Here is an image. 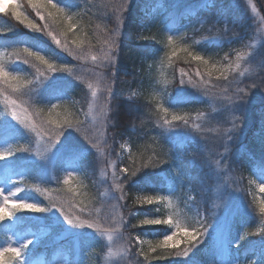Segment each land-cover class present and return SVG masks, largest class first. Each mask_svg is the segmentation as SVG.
Returning <instances> with one entry per match:
<instances>
[{"label":"trees","instance_id":"trees-1","mask_svg":"<svg viewBox=\"0 0 264 264\" xmlns=\"http://www.w3.org/2000/svg\"><path fill=\"white\" fill-rule=\"evenodd\" d=\"M53 2L66 10V15L70 16L75 24L73 31L85 40L84 50L87 54L84 59L77 60L70 56L43 32L25 28L11 15L10 6L8 14L0 13V49L4 52L1 60L10 72L20 73L26 80L33 81V84L21 86L15 91L7 85L0 86L4 88V93L0 95V141H6L9 150L27 148L0 160V180L22 183L23 194L30 198H40L41 207L49 208V203L56 198L59 202L68 201L67 206H71L72 211L81 212L96 199L99 159L94 150L86 155L80 152L84 145L92 147L99 143L110 158L115 160L119 174L117 183H122V190L119 189V192L124 196L121 199V207L123 206L129 219L127 222L130 229L161 234L170 226L163 224L142 226L132 214L137 211L141 214L156 212L154 206L138 203V193L142 189L167 190L171 184H181L180 178L173 172L174 167L178 166L185 176L186 185L190 187V204L194 209H198L200 216L202 213L205 214L201 222L208 226V231L198 244L192 246L181 244L179 248L158 249L156 253H151L150 248L136 241L130 246V264H264V256L260 260H254V256L264 249V214L259 211L260 204L252 198L244 183L247 182L249 175L264 174V87L261 86L264 85V44L258 47L243 75H240V69L237 71L235 68L234 53L230 54V46L233 44H244V51L252 46L256 29L255 20L246 3L239 0L173 2L176 4L172 5L168 20L175 27L184 25L190 19L195 21V26L189 32L193 39L188 46L189 50L197 53L196 49L201 47L203 52L201 55L209 59L210 63H218V55L221 57L228 53L231 57L230 63L233 65L232 70L226 74L227 80L217 79L216 75L210 78L205 75L209 83L204 85L201 82L198 87H193L188 83V79L191 77L193 81L199 80L195 73L198 69L203 72V65L190 58L185 62L183 59L185 53L178 52L170 62L168 60L163 70L160 71L157 67L155 57L166 43L164 23L167 24V21H157L147 31L143 28L153 6L158 2L170 3L169 0H53ZM255 2L264 17V0ZM121 4L124 6L123 10L120 8ZM21 8L30 19L43 26L45 21L36 16L35 10L28 5L27 0H21ZM67 23L65 20V24ZM71 39L72 34L69 33V42ZM113 39L117 44L114 49L115 56L109 63L102 58L108 51L105 41ZM23 47L41 52L57 64L72 66L75 74L58 71L47 84L38 85L42 77L37 79L35 68L23 61L15 60L12 55L15 49ZM93 55L100 59L93 61L91 58ZM89 62L100 65L98 69L104 74L102 79L98 80L105 90L107 110L106 126L101 139L93 138L91 129H81L86 123L84 111L90 97L88 84L92 81L90 66L87 64ZM79 64L84 66V71L80 70ZM181 68L186 73L185 84L179 83ZM77 76L80 79H77ZM159 83L166 85L167 92L163 97L158 96L154 87V84ZM253 84L257 87H251ZM238 89H244V93H239ZM55 91L64 93L58 101L61 103L58 111L74 122H81L77 125L81 129L80 132L68 129L59 141L68 147L69 153L76 152L67 156H79L83 176L88 183V193L77 198L78 206L71 205L69 198L73 193L64 185L59 166H55L56 171L50 177L41 169L43 168L41 163L33 159L31 156L35 145L33 133L25 127L14 125L10 119L9 108L4 104L5 96L16 99L18 103L25 105L28 111L34 114L33 119L38 121L40 116L35 115L36 113L43 109L42 115L46 116L50 105L58 103L54 102ZM99 94L101 96V93ZM239 95H245V101L240 102L237 99ZM167 103L177 108L176 114L171 111L164 113L163 109ZM172 115H186L189 118L188 123L173 121L166 125L165 116L171 120ZM196 124L200 125L199 129L193 127ZM46 136L53 138L54 133L49 132ZM85 136L92 144L84 139ZM65 157L61 152L56 162H63L60 158ZM149 157L164 160L166 163L141 168L135 177L128 178L129 174L123 172L124 168H128L129 171L139 168ZM223 164L226 171L240 179L246 189L245 196L248 201V208L237 211L225 228L223 243L228 248L226 254L219 250L215 236L216 211L217 209L218 213L221 211L218 197L215 195L217 183L215 173H222ZM56 182L62 184L61 188H58ZM42 186L47 189L56 188L55 197L50 199L49 196L37 191V188L41 189ZM11 217L24 229L28 227L38 229L40 223L51 222L48 211L20 209ZM11 217L0 221V245L8 237V229L12 224ZM257 222L259 225L255 227L254 223ZM243 225H246L244 232L241 231ZM240 232L242 233L240 239L233 244ZM46 239L36 245L33 256L45 253L50 257L57 243ZM67 241L70 256L74 257L72 240L68 239L65 243ZM141 248L149 254L148 261L140 255ZM185 248H190L186 257L175 255ZM19 263V257H6L3 261L0 254V264Z\"/></svg>","mask_w":264,"mask_h":264},{"label":"rangeland","instance_id":"rangeland-1","mask_svg":"<svg viewBox=\"0 0 264 264\" xmlns=\"http://www.w3.org/2000/svg\"><path fill=\"white\" fill-rule=\"evenodd\" d=\"M175 0H169L170 3L158 2L150 12V17L147 21L144 22L143 28L144 31L150 30L155 23L158 21L166 22L164 23L165 32L164 37L166 43L164 48L156 55V63L158 69L163 70L164 65L168 62V53L171 51L170 46L167 43V37L172 35L177 38V44L179 46H190L193 42V39L190 37L189 32L195 26L194 19L187 20L186 23L178 28L173 25L168 19L169 11L172 7ZM237 1V0H235ZM246 3L248 8L251 11V14L255 20V34L252 38V46L250 49L244 51V44L236 43L230 46L231 53H234L233 57H237V54H240L243 57L239 63L241 65V72L246 71L249 68V61L255 55L256 50L262 44H264V17L262 16L258 5L255 0H239ZM9 6L11 5V0H8ZM255 8V10H253ZM23 11L24 9L21 8ZM169 21V22H168ZM144 35L146 33L144 32ZM191 42V43H190ZM206 46V45H205ZM197 53L203 54L202 48H197ZM229 52V51H228ZM0 53L4 52L0 49ZM3 57V56H2ZM0 57V60L1 58ZM227 57V59H225ZM103 59V58H102ZM104 60V59H103ZM231 57L228 53L219 57V64H228L230 63ZM87 62L86 60H84ZM236 59H234V63ZM89 64L91 70L90 75L91 84L93 88H89V102L84 111L86 117V123L81 126V129H91L92 137L101 139L106 126L107 119V110L105 105V94L104 87L101 83H98L104 76L103 72L98 69L100 65L97 63ZM78 66L81 71H84V66L79 64ZM100 68V67H99ZM87 69V67H85ZM87 71V70H86ZM54 74V73H53ZM53 74L49 75V78H43L40 81L43 83H38V85H45L48 83ZM162 79V77H161ZM101 86V88H100ZM154 87L157 89L158 96L163 97L166 95V85L159 83L154 84ZM96 91V96L93 97L92 92ZM101 93V96L100 94ZM55 101L58 102L62 98L64 93L60 91L54 92ZM18 102V101H17ZM10 111V119L14 125L24 127L23 124H20L19 121L15 120L11 115V107L5 102ZM20 104V102H19ZM23 105V104H21ZM23 107L27 108L25 105ZM166 108L169 109L173 114L177 113V108L171 104L166 105ZM26 128V127H25ZM27 129V128H26ZM30 130V129H29ZM31 131V130H30ZM32 132V131H31ZM35 145L32 152V157L36 161L40 162L43 172L48 173L50 177L53 176V172L56 171L55 166H59V171L62 175V181L68 175L69 172L75 173V178L71 182V186L76 188L80 192L79 197H83L85 193H88V183L86 182L84 172L79 163V156H67L74 155L76 152L69 153L68 147L64 146L62 142H58L53 149H48V144L53 138H48L46 135L37 137L34 132ZM99 144V143H98ZM95 144L84 145V149L80 153L84 155L88 154L91 151H95L96 156H98L97 163V178H96V199L90 203L89 207L83 209L81 212H75V215L80 216L82 219H87L90 222L98 223L100 225L99 229L90 228L87 226L80 227L76 225H70L67 220L64 218L63 214L56 208H50L48 213L50 215V220L53 222H44L40 223L38 229L35 227H28L26 229L21 228L19 223L12 219V224L9 226L8 237H6L3 244L0 245V249L6 247H17L22 248V256L19 264H130L129 256L131 245L136 241L140 244V241H157L162 240L165 236L170 235L174 228L169 227L167 231H164L161 234L156 232L144 231H135L130 229V225L127 222L129 219L125 215L123 206L121 207V199H119L120 192L117 189L116 185L119 174L117 173V167L115 160H112L104 150L101 145ZM91 148V149H90ZM89 149V150H85ZM0 150L7 151L9 150V144L6 141H0ZM39 151L40 155H37ZM105 151V152H104ZM63 153L66 156L64 159L60 158L63 162H56L60 153ZM95 155V154H94ZM220 164V163H219ZM222 173L216 174L217 183L215 187V195L218 197L219 206L221 211L218 213L216 211L215 218V236L217 239V245L219 250L222 253H227L228 248L224 245L223 239L225 235V228L228 225L231 217L239 210H244L248 208V201L245 196V188L241 184L240 179L235 175L226 171L224 164L221 167ZM174 174L180 178L181 184H171L167 190L157 189L154 191L150 190H140L138 193V199L144 196H167L172 200V207H169L167 201H158L152 206L156 208V212L153 213H139L134 212L132 216L136 219L139 225L143 219H166L169 215H173L174 219H179L184 222L186 226L191 228H198L201 220L204 217V213L201 214L198 209H194L191 206V197L189 190L190 187L186 185V179L184 174L178 169V166L174 167ZM55 174V173H54ZM58 179V178H55ZM58 188H61L59 182H56ZM184 183V184H183ZM246 187L250 192V195L256 202L260 205L264 202V192L260 191V185L264 184V174L255 173L249 175ZM69 187V186H68ZM0 188H3L4 195L9 196L10 199H16L21 201H27L30 203H35L40 205V198L28 197V195L23 194L22 191H19L15 197L12 196L13 192H16L18 188L23 189V184L20 182H3L0 180ZM41 189H47V187H41ZM57 194L56 188L49 187L48 192L44 193V196H49L51 199ZM61 199V198H60ZM59 199V200H60ZM2 202V199H0ZM52 202H59L58 200H52ZM68 206L66 205L67 210ZM129 225V226H128ZM255 227H258L259 223H254ZM145 226V225H142ZM150 226V225H149ZM246 225L241 227V231H245ZM56 229V230H55ZM240 234L235 238L233 244H236L241 236ZM111 236L112 239L109 240L108 237ZM139 239H136V238ZM47 238V239H46ZM43 239H46L51 242H56L57 245L53 251H51L50 257L45 256L41 253L39 256L35 257L32 255L34 248L38 245ZM72 240V246H74V257L70 256L69 242L65 243L66 240ZM28 241H32L31 244H27ZM61 241V242H58ZM27 244V247L25 245ZM55 244V243H54ZM141 245V244H140ZM144 247L149 248L147 243L142 244ZM103 251L101 254L100 252ZM264 256V249L260 250L254 256V260H260ZM101 260V261H100Z\"/></svg>","mask_w":264,"mask_h":264},{"label":"snow or ice","instance_id":"snow-or-ice-1","mask_svg":"<svg viewBox=\"0 0 264 264\" xmlns=\"http://www.w3.org/2000/svg\"><path fill=\"white\" fill-rule=\"evenodd\" d=\"M28 5L31 6L32 9L35 10V14L41 21H45L43 26L36 23L35 20L30 19L28 15L25 14L24 11L21 10V0H11L10 11L11 15L18 21L21 25H23L28 30L34 32H43L46 36L50 37L51 40L64 52H67L70 56H73L77 60L84 59L85 57L80 55L81 50L84 49L85 40L80 37L76 32L73 31L75 24L72 22V18L66 15V10L57 3H54L53 0H27ZM123 4H121L120 8L123 10ZM9 8V7H8ZM8 8L4 10H0V13L8 14ZM255 10V8L253 9ZM65 20L68 21L65 24ZM56 25V27H53ZM69 33L72 34V39L69 42ZM117 35L119 33L117 32ZM105 43L108 45V51L104 53L103 59L112 62L116 48V40H106ZM167 43L170 46L171 51L168 53L169 62L173 57H176L178 52H183L186 55L183 57L185 62L189 60L197 62L198 64L203 65V72L199 69L196 71L195 75L199 78L197 81H193L191 77L188 79V83H191L193 87H198L201 82L206 85L209 83V80L205 79V75L207 77H212L216 75L217 79L223 78L225 80L228 79L226 75L230 70H232L233 65L231 63L228 64H218V63H210L209 59H206L205 56L190 51L188 46H179L177 44V38L169 35L167 37ZM71 45V46H70ZM74 46V47H73ZM12 55L15 57V60L23 61L27 64H30L33 68H35L36 73L38 74L37 79L39 77L49 78L50 74H53L58 71L66 72L74 75V70L72 66L67 64H57L53 60H50L45 54L41 52L34 51L27 47L17 48L14 50ZM3 56V53H0V57ZM240 54H237L235 68L239 66ZM92 60L95 61L100 59L99 57L93 55ZM227 59V57H225ZM181 77L179 79V83L185 84L184 76L186 75L185 70L183 68L180 69ZM77 79H80L77 76ZM40 81V80H39ZM43 83V81H40ZM33 84L32 80H26L20 73L10 72L4 65L3 61L0 60V86L7 85L11 87L14 91L18 90L19 87L25 85ZM264 87V85H261ZM89 88H93L91 83L88 84ZM253 88L257 87V85L253 84ZM109 92L111 91V87H109ZM226 92L227 89H224ZM239 93L244 92V89H238ZM4 93V88L0 87V95ZM93 97L96 96V91L92 92ZM5 102L11 107V115L12 117L19 121L20 124H23L24 127L30 129L32 132L36 134L37 137H41L43 135L48 134L49 132L54 133V137L51 142L48 144V149H53L54 146L61 140L64 132L68 129H75L76 132H80L81 129L77 125L81 122H74L69 119L66 115L59 112L58 109L61 107V103H55L50 105L47 115H42L43 109H41L35 115L40 116V119L37 121L33 119V113H30L27 108L23 107V105L19 104L16 99H12L9 96H5ZM241 96L239 99H243ZM228 99H232V97H228ZM164 113L167 114L169 112L168 108L163 109ZM188 117L186 115H172L171 120L167 119L165 116L164 123L166 125H170L173 121H182L185 124L188 123ZM235 126V125H234ZM194 128L199 129L200 125H193ZM85 140H88L89 144H92V141L88 139L87 136L84 137ZM94 147L96 145H93ZM27 150V148H12L10 150L4 151L0 150V160L6 159L15 154V152ZM37 155H40L39 151ZM166 161L160 160L157 158L149 157L146 162H142L139 168H135L129 171L128 168H124L123 172L128 173L129 177H135L141 168L148 167H156L158 164H164ZM75 178V173L69 172L68 175L64 178V185L69 186L68 191L73 193V196L70 197L71 205L78 206L76 201L77 198L81 195L76 188L71 186L72 180ZM117 189L122 190V183H118L116 185ZM22 188H18L16 192L12 193V196L15 197L19 191H22ZM37 191L43 193H47L48 189H40L37 188ZM260 191L264 192V184L260 185ZM123 193L119 197V199H123ZM0 208L5 209V214L0 216V221H4L6 217H11L17 210L26 209L36 212H45L50 210V208L58 209L67 220L70 225H76L80 227H90L99 229L100 225L98 223L90 222L87 219H82L80 216L75 215L72 211V207L68 206L67 210L66 205H68V201H60V202H50L49 208L41 207L35 203H30L27 201H21L16 199H10L9 196L4 195L3 188H0ZM158 201H167L169 207H172V200L167 196H144L138 199V203L140 204H148L152 205ZM29 205H34V207H29ZM259 211L264 214V202L261 203ZM142 225H169L174 228V231L165 236L162 240L153 241H140V244L147 243L149 245L151 253H156L158 249H176L179 248L181 244L192 246L198 244L201 241V237H205L208 226L201 222V226L199 228H189L184 224L183 221L179 219H174L173 215H169L166 219H143L140 221ZM182 234H184L182 236ZM136 239H139L138 237ZM32 241H28L27 244H31ZM27 244L25 247H27ZM238 246V245H237ZM190 248H185L182 252H177L175 255L186 257L189 254ZM23 253L22 248L17 247H6L0 249V254H2L3 261L6 257L8 258H18L21 257ZM140 255L144 257L145 261L150 259L149 254L144 251L143 248L140 249ZM158 258V257H153Z\"/></svg>","mask_w":264,"mask_h":264},{"label":"clouds","instance_id":"clouds-1","mask_svg":"<svg viewBox=\"0 0 264 264\" xmlns=\"http://www.w3.org/2000/svg\"><path fill=\"white\" fill-rule=\"evenodd\" d=\"M9 7V2L8 0H0V10H4V9H7ZM86 50H81L80 52V55L82 56H86ZM243 57H240V60L242 59ZM241 68V65L239 64V66L236 68L237 71H239V69ZM244 73L243 72H240V75H243ZM252 87V86H251ZM244 93V92H242ZM243 96L244 98L243 99H239V97ZM237 99L241 102V101H245V95H239L237 96ZM29 207H34V205H29ZM5 214V209L3 208H0V216H3ZM184 234H182L183 236ZM109 240L112 239L111 236L108 237Z\"/></svg>","mask_w":264,"mask_h":264}]
</instances>
